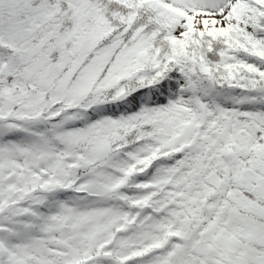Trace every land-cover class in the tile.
<instances>
[{"label": "snow or ice", "instance_id": "6c2138e0", "mask_svg": "<svg viewBox=\"0 0 264 264\" xmlns=\"http://www.w3.org/2000/svg\"><path fill=\"white\" fill-rule=\"evenodd\" d=\"M0 264H264V0H0Z\"/></svg>", "mask_w": 264, "mask_h": 264}]
</instances>
